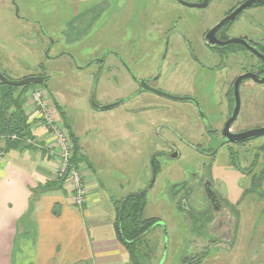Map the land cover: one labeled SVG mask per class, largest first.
Wrapping results in <instances>:
<instances>
[{"label":"rangeland","instance_id":"1","mask_svg":"<svg viewBox=\"0 0 264 264\" xmlns=\"http://www.w3.org/2000/svg\"><path fill=\"white\" fill-rule=\"evenodd\" d=\"M182 1L198 5L205 0ZM246 1L209 0L206 8H189L177 0H0V70L12 81L41 74L48 78L28 95L33 97L37 89L44 92L55 120L80 140L106 191L116 199L148 192L144 218L161 223L143 239L140 264H264V136L223 148L213 158L201 157L174 137L181 153L172 158L163 153H169L162 141L169 136L167 126L194 145L208 141L201 125L199 138L186 135L184 113L188 123L197 122L194 105L151 93L129 100L138 85L125 70L117 75L112 69L120 53L127 60L137 58V68L153 71L149 57L156 53L145 40L173 27V36L184 32L206 53L203 36ZM221 36L247 38L264 50V5L244 10ZM227 53L211 66L228 68L232 79L241 73H264L261 60L249 51L231 48ZM192 79L175 75L169 86L158 89L192 94L208 123L219 126L228 112L222 102L228 86L223 89L220 80L211 77L204 78V87L199 80L191 86ZM241 91L234 130L264 127V85L247 80ZM118 102L123 103L107 111L94 107ZM155 159L160 171L154 178ZM253 176H263L258 191L252 190ZM205 179L227 206L226 213H210ZM210 217L223 221L221 226L215 223L220 239L207 230Z\"/></svg>","mask_w":264,"mask_h":264},{"label":"crops","instance_id":"2","mask_svg":"<svg viewBox=\"0 0 264 264\" xmlns=\"http://www.w3.org/2000/svg\"><path fill=\"white\" fill-rule=\"evenodd\" d=\"M28 92L24 108L41 148L0 158V264H131L115 231L114 204L125 197L116 199L105 190L75 136L88 194L83 210L72 205L70 185L57 178L53 139ZM2 148L0 140V153Z\"/></svg>","mask_w":264,"mask_h":264},{"label":"flooded vegetation","instance_id":"3","mask_svg":"<svg viewBox=\"0 0 264 264\" xmlns=\"http://www.w3.org/2000/svg\"><path fill=\"white\" fill-rule=\"evenodd\" d=\"M243 3L239 4L238 6L233 7L228 12V14L225 15L224 18L231 15ZM241 14L234 21L227 24L217 33V38L220 41L224 42V41L230 40V38H224L221 36L222 31L226 29L227 27L231 26V24H233L241 16ZM175 29L176 28L173 27L172 29L168 30L166 34L164 35H152L150 36V38L145 40L150 50L156 53L155 56L149 57L150 62L154 64L153 66H151L154 70L151 72H149L147 70V67L145 66H139V68H137L136 65L140 64L137 58L130 57V59L127 60L124 56L120 55V53H117L116 58H117L118 64L113 65V68H112L114 73H116L117 75L118 74L123 75L122 70L123 71L125 70L126 73L130 76V78L138 85L137 91H135L132 97L128 99L129 100L137 99L138 97H140L139 95H142L143 93H151V92L145 91L142 88V84H141L142 82H145L148 86L156 90L162 91L158 89V86L159 85L169 86L171 78L175 77V75H178V76L180 75V77L183 79L184 78L189 79L190 77L193 78L192 79L193 83H191V86L194 85L195 80H199V84L204 87L203 85L204 78L206 77L214 78L215 82L220 80L221 85L223 86V89L226 88V86H228L226 93L224 94V97L222 99V102L227 104L228 112L226 114L224 121L219 126L211 125L210 123H208L206 116H204L202 113L200 105L199 107H197L196 102L199 104L198 99L192 94L187 95V96H177V95L169 94L175 97L192 98L195 100V102L194 101H188V102H191L194 105V110H195L194 116L197 119V122L195 121L194 123H188V119H189L188 114L184 113L185 121L182 124L185 128H188L186 129V132H187L186 135H188L189 137H194V138H199L200 136L199 127L201 125L202 126V130H201L202 136H204L208 141L207 143L205 142V143H199V144L194 145L191 142H189L185 137H183V135L180 132H178L177 129H175L172 126H167V132L169 136L167 138H164L162 141L164 143L165 149L169 151V153L166 151H164L163 153L168 154V156H171L172 158H179L181 151H180V148L177 146V144L173 141L174 137L179 138L181 142L184 143V145H187L188 147L194 149L197 153L201 155V157H204V158H213L214 156H217L219 151L223 148H227L232 145L237 146V145L245 144V143H242V144L227 143L226 137L224 135L225 126L227 122L229 121V119L232 117L233 110L235 107L234 85L237 79L243 74L241 73L232 79L230 78V72L228 68L220 67V66L219 67L211 66L212 64L216 62L217 58H220L221 60L225 56V54H228L227 53L228 51L226 50L227 48L231 46H239V45H230L229 47H211L205 41V36L208 33L207 32L203 36V39H202V44H203L202 46L206 48L207 50V52L205 53V52L200 51V49H198V45L195 42V40L191 38L190 36H188L187 34H185L184 32H182L178 37L173 36ZM240 39L248 40L247 38H240ZM254 45L257 47L256 44ZM239 47H242V46H239ZM258 49L262 53H264V50L262 48L259 47ZM98 63L100 64V60H98ZM199 70L204 71V73L201 74ZM259 75L264 76V73L259 74ZM244 83L245 81L242 82L239 87V96H240L241 102H242V95H241L242 91L241 90H242V86ZM162 98H165V97H162ZM167 100L174 101L171 99H167ZM240 111H241V108H240ZM239 117H240V112H239L237 120L232 124V126L229 129V132L232 134H240V133L245 132L243 130H239V131L234 130L235 125H237L238 123ZM191 118H193V116H191ZM214 140H216L219 143L220 142H226V143L223 147L219 148V150L215 152L212 149V144ZM152 166H153V174L155 178L156 174L160 171V166L157 163V159L154 160V162L152 163ZM207 184H208V187L213 189V191L215 192V195H216L215 204H212L208 199L207 192H206ZM202 187L204 189L206 199L208 203L210 204V208H211V209L209 208L211 210L210 213L214 215L226 213L227 206L223 205L224 202L222 198L218 195L212 182L208 179H205L202 182ZM205 213H208V212H205ZM214 219L216 218L215 217L209 218V222L207 223V230L210 234L220 239L221 235L216 233L218 232L219 226L217 227L215 223L219 221L220 223L218 225L221 226L223 224V221L221 220V218H218L219 220L217 221ZM213 225H215L216 227H213ZM230 235L231 234L229 233L227 237L229 238ZM224 240H229V239H224Z\"/></svg>","mask_w":264,"mask_h":264},{"label":"trees","instance_id":"4","mask_svg":"<svg viewBox=\"0 0 264 264\" xmlns=\"http://www.w3.org/2000/svg\"><path fill=\"white\" fill-rule=\"evenodd\" d=\"M262 5L264 3L256 4L254 7H260ZM231 48L245 50L239 46H231L226 50L229 51ZM2 73L7 77L5 72L2 71ZM40 76L45 78L46 85L48 78L44 74ZM37 86L41 85L12 87L0 82V140L3 143L2 153L35 148L27 144V141L29 139L34 140L35 136L32 131V124L24 108V95L30 89ZM55 106L60 109L57 104ZM70 138L73 141V146H75L74 149H76L75 158H72V163L78 165L83 158L79 156L77 139L73 134H71ZM232 165L235 168L238 167L234 160L232 161ZM262 178L263 176H253L251 184L252 190L258 191ZM147 193V191H143L130 194L114 204L117 239L128 251L131 264H140L139 250L143 239L150 230L160 226L161 223L157 218H144V211L147 206Z\"/></svg>","mask_w":264,"mask_h":264},{"label":"water","instance_id":"5","mask_svg":"<svg viewBox=\"0 0 264 264\" xmlns=\"http://www.w3.org/2000/svg\"><path fill=\"white\" fill-rule=\"evenodd\" d=\"M177 1L183 6L189 7V8H206L209 3V0H205L204 2L198 5L189 4L182 0H177ZM261 3H264V0H248L245 3H243L237 10H235L231 15L224 18L221 22H219V24H217L213 29H211L206 34L205 36L206 43L210 45L211 47H228L230 45L242 46L243 48H245L247 51H249L251 54H253L255 57H257L259 60H261L264 63V53H262L253 43L249 42L248 40L234 38V39H230V40L223 42L217 38V33L227 24L234 21L244 10L252 7L253 5L261 4ZM247 80H251L259 85H264V76H261L259 74H254L251 72L245 73L237 79L234 85L235 107L233 110L232 117L229 119L224 129V135L226 137L227 143L242 144V143H246V142H249V141H252V140H255V139H258L264 136V127L245 131L240 134H232L229 132V129L232 126V124L237 120L239 112H240V108H241V101H240V96H239L240 84ZM0 82L4 85H9L12 87H27V86H34V85H45V78L43 76H31L21 81H12L9 78L5 77L2 71L0 70ZM141 84H142V88L145 91L151 92L155 95L165 97L167 99H171V100L178 101V102H186V101L195 102V100L192 98H180V97L171 96L169 94H166L162 91L156 90L148 86L145 82H142ZM121 103L123 102H118L116 104L106 106V107H98L94 104V107L97 110L107 111V110L113 109L114 107L119 106ZM196 104H197V107H199V104L197 102ZM225 143L226 142L219 143L216 140H214L212 144V149L216 152L219 150V148L223 147ZM206 192H207L209 201L212 204H215L216 203L215 192L213 191V189L208 187V184H207Z\"/></svg>","mask_w":264,"mask_h":264},{"label":"built area","instance_id":"6","mask_svg":"<svg viewBox=\"0 0 264 264\" xmlns=\"http://www.w3.org/2000/svg\"><path fill=\"white\" fill-rule=\"evenodd\" d=\"M31 97L34 101V111L47 128V132L51 135L54 147H51V153L59 158L60 165L57 171L59 181L69 184L71 187L72 205L83 210L87 199V187L80 170L81 166L72 163L73 158V141L70 135L63 130L55 120L49 104L46 103L45 94L41 89L34 91ZM27 144L41 148L40 143L34 139H29ZM4 153H0V158Z\"/></svg>","mask_w":264,"mask_h":264}]
</instances>
